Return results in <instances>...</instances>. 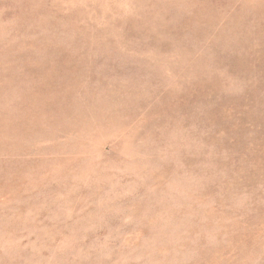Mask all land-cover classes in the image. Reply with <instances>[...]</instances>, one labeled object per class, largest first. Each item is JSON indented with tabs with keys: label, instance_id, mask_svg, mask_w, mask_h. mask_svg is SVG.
<instances>
[{
	"label": "rangeland",
	"instance_id": "374dc122",
	"mask_svg": "<svg viewBox=\"0 0 264 264\" xmlns=\"http://www.w3.org/2000/svg\"><path fill=\"white\" fill-rule=\"evenodd\" d=\"M0 264H264V0H0Z\"/></svg>",
	"mask_w": 264,
	"mask_h": 264
}]
</instances>
